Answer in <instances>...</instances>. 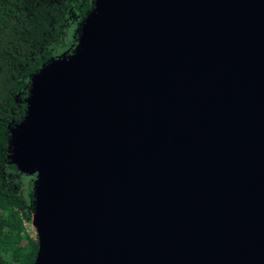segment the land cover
<instances>
[{"label":"water","instance_id":"1","mask_svg":"<svg viewBox=\"0 0 264 264\" xmlns=\"http://www.w3.org/2000/svg\"><path fill=\"white\" fill-rule=\"evenodd\" d=\"M74 40L7 130L32 264H264V0H93Z\"/></svg>","mask_w":264,"mask_h":264},{"label":"trees","instance_id":"2","mask_svg":"<svg viewBox=\"0 0 264 264\" xmlns=\"http://www.w3.org/2000/svg\"><path fill=\"white\" fill-rule=\"evenodd\" d=\"M93 0H0V264H32L30 177L7 160V130L25 114L29 77L70 49ZM28 181V185L24 181Z\"/></svg>","mask_w":264,"mask_h":264},{"label":"rangeland","instance_id":"3","mask_svg":"<svg viewBox=\"0 0 264 264\" xmlns=\"http://www.w3.org/2000/svg\"><path fill=\"white\" fill-rule=\"evenodd\" d=\"M66 51H67V50H66ZM66 51L57 54L56 57H57L58 55H61V54L65 53ZM29 179H30V185H31L30 193H29V198H30V206H29V208H30V210H31V200H32V198H31V194H32V191H31V189H32V184H31V182H32V178L30 177ZM24 183H25L26 185H28L29 182L25 180ZM26 228H27V230H28V232H29V234H30L31 236H36L35 229H34V227L32 226L31 223H30V224H29V223H26Z\"/></svg>","mask_w":264,"mask_h":264},{"label":"built area","instance_id":"4","mask_svg":"<svg viewBox=\"0 0 264 264\" xmlns=\"http://www.w3.org/2000/svg\"><path fill=\"white\" fill-rule=\"evenodd\" d=\"M24 225L26 226V222L24 223Z\"/></svg>","mask_w":264,"mask_h":264}]
</instances>
